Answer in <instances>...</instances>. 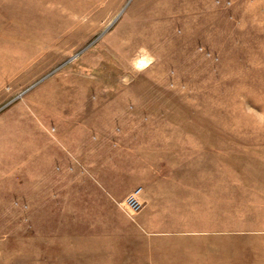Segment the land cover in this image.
<instances>
[{
  "label": "rangeland",
  "instance_id": "374dc122",
  "mask_svg": "<svg viewBox=\"0 0 264 264\" xmlns=\"http://www.w3.org/2000/svg\"><path fill=\"white\" fill-rule=\"evenodd\" d=\"M0 74V264H262L264 0H0Z\"/></svg>",
  "mask_w": 264,
  "mask_h": 264
},
{
  "label": "crops",
  "instance_id": "0c3cea01",
  "mask_svg": "<svg viewBox=\"0 0 264 264\" xmlns=\"http://www.w3.org/2000/svg\"><path fill=\"white\" fill-rule=\"evenodd\" d=\"M4 74H0V95H4V89H3V85H4ZM248 229H245L244 231H247ZM251 232H257V231H263L264 233V228H255V229H251ZM262 264H264V261L262 262Z\"/></svg>",
  "mask_w": 264,
  "mask_h": 264
},
{
  "label": "built area",
  "instance_id": "2783aa9c",
  "mask_svg": "<svg viewBox=\"0 0 264 264\" xmlns=\"http://www.w3.org/2000/svg\"><path fill=\"white\" fill-rule=\"evenodd\" d=\"M127 203L131 208H134L135 206H137V202L133 195L129 196Z\"/></svg>",
  "mask_w": 264,
  "mask_h": 264
}]
</instances>
